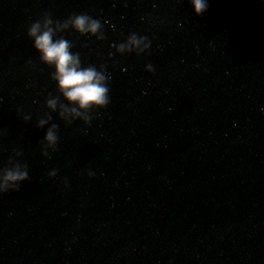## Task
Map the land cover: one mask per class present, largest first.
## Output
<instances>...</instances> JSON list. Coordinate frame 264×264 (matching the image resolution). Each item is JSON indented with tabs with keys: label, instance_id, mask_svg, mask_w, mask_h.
Here are the masks:
<instances>
[{
	"label": "water",
	"instance_id": "1",
	"mask_svg": "<svg viewBox=\"0 0 264 264\" xmlns=\"http://www.w3.org/2000/svg\"><path fill=\"white\" fill-rule=\"evenodd\" d=\"M207 3L0 0V169L13 158L30 176L0 194V264H264V0ZM45 13L103 24L102 41L59 34L82 66L107 65L91 124L46 107L68 102L27 35ZM131 33L150 52L118 53Z\"/></svg>",
	"mask_w": 264,
	"mask_h": 264
},
{
	"label": "clouds",
	"instance_id": "2",
	"mask_svg": "<svg viewBox=\"0 0 264 264\" xmlns=\"http://www.w3.org/2000/svg\"><path fill=\"white\" fill-rule=\"evenodd\" d=\"M191 3L197 15H203L209 8L207 0H191ZM69 29L81 36L90 35L101 41L106 39L100 20L86 13H73L63 22L53 21L51 14L45 13L41 19L30 24L27 35L34 41L40 61L55 69L51 73V79L58 85L59 93L68 102L63 103L59 96L53 97L50 93L46 98L47 109L51 112L58 111L60 119L66 124H71L77 119L91 124L93 116L90 113L95 109L106 108L110 103V76L107 74V65H101L99 70L95 65L82 66L80 53L72 51L74 44L59 35ZM112 46L121 55H141L150 52L152 42L147 36L131 33L126 42ZM32 63L31 60L28 61L29 65ZM146 70L155 72L151 63L146 65ZM23 119L30 121L31 116L24 115ZM52 119V115L46 113L45 117L38 120V127L41 129L50 124L42 142V154L45 157H49V149L57 150L59 142V126L52 123ZM22 155V152H15L16 157ZM9 165L0 169V194L10 190L19 192L21 183L30 179L27 164L9 158ZM48 175L55 178L57 172L53 170ZM93 175L94 173L89 172L90 177Z\"/></svg>",
	"mask_w": 264,
	"mask_h": 264
}]
</instances>
